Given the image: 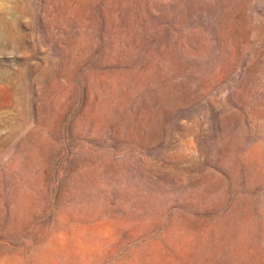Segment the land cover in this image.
Returning <instances> with one entry per match:
<instances>
[{
	"label": "rangeland",
	"instance_id": "rangeland-1",
	"mask_svg": "<svg viewBox=\"0 0 264 264\" xmlns=\"http://www.w3.org/2000/svg\"><path fill=\"white\" fill-rule=\"evenodd\" d=\"M0 264H264V0H0Z\"/></svg>",
	"mask_w": 264,
	"mask_h": 264
},
{
	"label": "bare ground",
	"instance_id": "bare-ground-1",
	"mask_svg": "<svg viewBox=\"0 0 264 264\" xmlns=\"http://www.w3.org/2000/svg\"><path fill=\"white\" fill-rule=\"evenodd\" d=\"M3 20V19H2Z\"/></svg>",
	"mask_w": 264,
	"mask_h": 264
}]
</instances>
